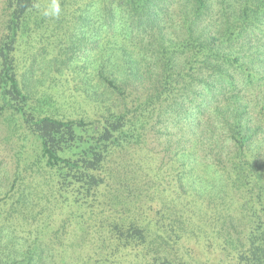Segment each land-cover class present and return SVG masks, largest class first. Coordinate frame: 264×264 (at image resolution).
Returning a JSON list of instances; mask_svg holds the SVG:
<instances>
[{"label": "trees", "instance_id": "trees-1", "mask_svg": "<svg viewBox=\"0 0 264 264\" xmlns=\"http://www.w3.org/2000/svg\"><path fill=\"white\" fill-rule=\"evenodd\" d=\"M1 1L0 114L40 152L11 184L0 169V264H212L199 247L264 264V0ZM34 30L62 64L83 54L110 95L97 118L34 113L17 64ZM187 130L189 149H148ZM39 170L45 192L24 182Z\"/></svg>", "mask_w": 264, "mask_h": 264}, {"label": "rangeland", "instance_id": "rangeland-1", "mask_svg": "<svg viewBox=\"0 0 264 264\" xmlns=\"http://www.w3.org/2000/svg\"><path fill=\"white\" fill-rule=\"evenodd\" d=\"M52 1L53 0H47L48 3ZM52 6V13L50 14L53 17H57L58 14L62 13V9L60 8L58 14L55 12L56 4H52ZM178 19L177 17V20ZM4 20V4L0 0V34L3 31ZM168 28H170V26H168L167 29ZM32 37H36L38 41L33 40V44L23 45L21 52L19 48L18 53L20 52V54L17 64L19 81L25 94L30 96V107L35 109L34 113L42 116L51 115L59 119L97 118V111L100 103L108 102V97L110 95L108 90L103 89L100 82H96L94 79L79 72L80 70L78 69L79 65L77 62L83 58V54L69 49L68 45H66L67 56H59L60 60H65V63L62 64L61 61L58 62V60L56 61L54 59L55 51L53 48L47 46V40L39 43V41H41L42 32L34 30ZM257 39H260L259 44H253L251 46H255L253 49L255 52L253 53H256L259 63L264 59V35L256 33V40ZM53 40L55 41V39ZM245 47L247 48L248 46ZM83 62L84 60L81 61V63ZM255 70H261L262 75H264V64H258ZM251 88L252 91L249 97L252 95L255 99L264 100V89L260 91V88ZM12 121L13 119L10 114H0V169H3L7 174L3 175L4 181L7 184L8 182L11 184L14 176H16L18 155L21 154V157L25 160L26 158L36 160L40 152L38 140L25 135V130L21 126V122H18V125H16ZM171 132L174 133L176 131L171 130ZM191 135L192 132L187 130L185 139L178 140V137H182V135H177V138L172 137L168 142L163 141V139H160L158 142L155 140L157 138L152 137L148 140L147 146L149 150L156 149L159 151V158L167 159L166 147H168V145L170 147L169 157L172 156L175 148L184 149L185 147V149H189V147L193 145L190 141ZM185 144L186 146H184ZM164 145L165 150L162 151ZM203 151L202 148H200L198 155L211 158ZM39 171V173L33 174L29 172L25 174L24 182L30 188L38 187L39 191L45 192L48 190V184L45 182L47 181L46 176L49 175L44 170ZM6 178L8 181H6ZM5 185L4 183L3 187H5ZM117 194L122 197L124 193L123 191H119ZM124 202L127 201L124 200ZM43 203L46 204V200H43ZM43 206L44 205H41V207ZM70 209L69 206L63 209V211H61L63 215L59 216L58 220L61 221L63 218H70ZM80 241L83 240L80 238L77 243ZM192 246L195 245L192 244ZM207 249L208 252H206ZM197 250L196 254L199 255L202 260L208 257L212 264H229L224 255H221L222 253L220 251L205 247H199Z\"/></svg>", "mask_w": 264, "mask_h": 264}, {"label": "clouds", "instance_id": "clouds-1", "mask_svg": "<svg viewBox=\"0 0 264 264\" xmlns=\"http://www.w3.org/2000/svg\"><path fill=\"white\" fill-rule=\"evenodd\" d=\"M55 12L58 14L59 13V7L58 5L55 7Z\"/></svg>", "mask_w": 264, "mask_h": 264}]
</instances>
